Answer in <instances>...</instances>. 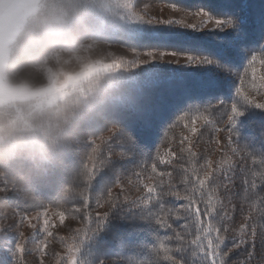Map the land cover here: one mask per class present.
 <instances>
[{
	"label": "snow or ice",
	"instance_id": "1",
	"mask_svg": "<svg viewBox=\"0 0 264 264\" xmlns=\"http://www.w3.org/2000/svg\"><path fill=\"white\" fill-rule=\"evenodd\" d=\"M170 7L174 10H180L177 3L173 2ZM208 6L204 5L194 12L196 16H203L199 27L195 24L183 25L178 20H153L139 14L135 10L134 0L131 2L130 9L124 16V39L122 43L131 51L137 52L138 49L147 48V60L139 58L127 60L124 58L113 59L112 62L105 67L113 69L117 73H122L121 79L117 81L114 87L121 89V94L113 97L112 104L114 111L110 117L112 121L120 124L124 129L121 135L124 142L128 146L139 153H143V149L136 141V138L129 132L127 121L129 119H145L150 114V109L146 107L144 101L149 94L160 88H167L170 91L178 92L183 98L184 108L181 109L182 114L178 116V121L193 136L199 131L195 126L189 127V124L195 125L197 121L203 120L205 124H213L214 121L210 115V109L213 105L210 101L214 98L209 95H194L192 87L208 89L215 87L219 92L228 98L227 100L219 98L217 110L227 115L229 131L239 134L237 131L240 118L246 111L251 109L264 110V103L256 102L248 95V88L257 91L258 94L264 90V5L260 6V11L256 17L257 35L250 39L245 28L247 21L235 14L224 12L223 18L213 15L211 11L206 10ZM247 7V4H245ZM214 21V29L210 30L218 32L217 39L224 42L227 47L233 49L234 55L228 56L223 48L212 49L202 45L190 46L188 40H198L200 37H182L177 30L178 27H186L199 33L210 22ZM259 49L254 51V49ZM170 55L177 57L175 62L165 61L164 57ZM180 58H184L185 62L180 63ZM246 61V65L245 62ZM259 65V67H258ZM236 69L237 71H233ZM242 69V75L239 71ZM215 73L219 81L218 84H212L204 79L207 73ZM239 77V86L235 87L236 79ZM234 92V95H233ZM200 100L201 104L197 105L194 101ZM204 101H209L205 106ZM100 126V125H97ZM214 131H222L223 129L214 128ZM174 139V137H172ZM231 135L229 140H231ZM97 139H91L93 145L91 153L87 154V163L84 168L87 172V191L86 196L82 197L84 207L88 206L93 181L100 175L101 167H107L112 162L110 157L101 156V145L105 142L104 135H100ZM180 152L187 154V167L180 166L181 176L178 187L173 183V172H157L156 163H151V173L157 177H167V179H155L152 184H143L146 189V195L140 198L137 203L138 207L153 206L155 201L161 208V213L156 215V223L165 228L173 229L171 223L168 222L170 217L177 220H184L183 231L173 229V236L168 237L169 240L176 241L174 248L167 247L161 243L159 249H154L157 253L163 251L165 259L171 261V264H227V258L234 249H240L247 241L244 239L250 233L252 249L256 246L257 225L261 231L259 240L262 248H264V208H257L258 215L253 214L250 208L245 216L246 223L241 225L234 232H238L239 239L236 235L229 236L230 221L232 216L225 208L224 199L221 191L228 188L232 183L235 175V165L231 156L217 162L213 167L211 159H207L203 164H197V153L193 150V143L189 136H182L180 144ZM232 151L238 154V150L233 148ZM123 155V154H122ZM150 157V153L148 154ZM252 166L254 168L244 169V199L245 201H259L264 205V154L255 155L249 153ZM156 157L165 163H171L170 158H176L177 153L166 150L163 155L157 151ZM184 159V156L180 157ZM250 173V175H249ZM223 175V179L221 176ZM153 179V176H149ZM5 192L15 189L11 185L0 183ZM260 192H257V189ZM167 197H173L177 201H184L177 208H164L163 201ZM103 202L112 204L117 199L111 195V189H107L106 194H101L97 198V203L103 206ZM25 207L40 205L44 210L38 215L43 218L41 232L43 235L36 241L39 250L42 252L46 247L47 237L52 236L49 228L50 224L47 207L40 204H33L24 200ZM59 206H63L58 202ZM114 206V204H113ZM61 222L66 219L65 211L56 213ZM107 218V214L104 215ZM22 219H29L24 216ZM91 223V220H89ZM31 227L36 228L35 224ZM99 227L95 231H98ZM23 236V233H20ZM75 239V237L73 238ZM233 241L232 247H228L226 240ZM70 264H77V256L80 246L76 244H68ZM0 249L5 250L3 256L4 264H7L6 254L10 253L15 261L19 255L25 251L24 244L21 242L12 243L9 234L3 228H0ZM175 252L179 257L171 255ZM187 255V259L185 256ZM253 252L249 251L248 258L252 259Z\"/></svg>",
	"mask_w": 264,
	"mask_h": 264
},
{
	"label": "clouds",
	"instance_id": "2",
	"mask_svg": "<svg viewBox=\"0 0 264 264\" xmlns=\"http://www.w3.org/2000/svg\"><path fill=\"white\" fill-rule=\"evenodd\" d=\"M131 2L0 0V183L22 199L43 203L41 187L58 175L57 202L86 196L85 136L97 125L108 126L105 143L124 133L110 119L121 90L101 33Z\"/></svg>",
	"mask_w": 264,
	"mask_h": 264
},
{
	"label": "trees",
	"instance_id": "3",
	"mask_svg": "<svg viewBox=\"0 0 264 264\" xmlns=\"http://www.w3.org/2000/svg\"><path fill=\"white\" fill-rule=\"evenodd\" d=\"M173 2L186 11L195 12L199 7L207 5L206 10L211 11L215 16L223 18L224 12L227 11L229 14L242 17L247 21L245 28L250 39L257 35L255 21L260 6L264 5V0H134V6L136 11L143 14V7L147 3L170 6ZM245 4H247V7H245ZM117 27L115 34L107 30L101 35L105 40L125 46L122 43L124 24L120 23ZM177 30L182 34V37L197 36L201 38L188 40L187 44L190 46L202 45L212 49L223 48L226 55L230 57L234 55L233 49L227 47L224 42L219 41L216 38L218 32L210 31L212 29L196 33L192 29L180 26ZM138 50L147 51L148 49L145 47ZM258 50V48L254 49V51ZM244 63L246 65V61ZM233 71L237 70L233 69ZM239 71L242 75V69ZM122 75V73H119L117 76L110 78L111 88L118 89L114 85L121 79ZM204 79L214 85L219 83L215 73H207ZM235 79V87H238L239 77H235ZM247 91L248 95L256 102L264 103V90L260 94L251 88H248ZM192 92L194 95L214 97L210 101L213 105L210 109V115L214 123L208 125L203 120H199L195 125L189 124V127L195 126L199 130L193 136L178 121V116L182 114L181 109L184 108L181 94L167 88L152 91L144 101L146 107L150 109V114L145 119L132 118L127 121V130L136 138L143 149V153L132 150L120 134L113 136L106 143L104 142L101 145V156L110 157L112 163L107 167H101L100 175L93 181L90 199L86 208L83 206L82 197H76L62 207L58 205V189L64 180L62 175H58L49 184L41 187V199L43 205L48 206L47 209L52 208L74 213L81 219L82 235L86 237V242L80 245L81 249L77 256V264H102V261H110L111 264H171V261L165 259L163 251L157 253L154 249H159L161 243L169 248H174L176 241L169 240L168 237L174 235L173 229L182 232L185 221L170 217L168 222L172 224L173 229L157 224L156 215L161 213V208L155 201H153V206L147 208L138 207V202H122L118 186L123 180L136 181L139 177L149 178L150 175L153 176V179H149L151 184L154 183L155 179L166 180L167 177H157L151 173L150 165L156 163L158 173L173 172V183L182 188L183 186L179 184L180 166L187 167V154L180 152L181 147L187 146V142L184 145L180 144V140L184 135L189 136L192 140L193 150L197 153V164H203L205 160L211 159L213 167H215L217 162L222 160L220 142L222 133H224L230 144L238 150V154L235 153L233 181L227 189L221 191V196L225 199L232 192L237 206L236 214L243 224L246 223L245 216L250 208L253 210L254 215H258L257 208H264V205L260 204L258 200L255 202L245 201L243 198L244 172L240 171L241 168L247 170L256 167L252 166L249 153L258 156L264 154V110L253 108L246 111L245 115L240 118L237 128L239 134L237 135L235 132L230 133L229 131L227 115L230 113L217 110L218 99H215V97L228 99L223 92H219L215 87L208 89L192 87ZM194 103L199 105L201 101L196 100ZM203 103L206 106L209 101ZM107 128L106 125L97 126L90 136H85L83 147L86 154L91 153L93 147L90 143L91 139L95 138L99 142L98 137L100 135H110ZM214 128L223 130L214 131ZM230 135L231 140H229ZM169 149L176 152L177 157L170 158L171 163L161 162L156 157L157 151L163 155ZM149 153L151 154L150 157ZM181 156H184V159H181ZM84 163H87L86 159ZM221 179H223V175ZM107 189H111V195L117 199L112 204L103 202L102 199L103 206H100L97 203V198L101 194H106ZM256 191L260 192V189L258 188ZM261 195H264V192H261ZM5 201L22 214L44 210L43 206L40 205L25 207L23 199L12 191L5 198ZM183 203L185 202L167 197L163 201V206L164 208H177ZM105 214H107V218H104ZM261 219H264V217H261ZM89 220H91V223H89ZM97 227H99V230L95 231ZM260 231L261 229L257 225L255 248L252 249L249 233L248 236L244 237L247 243L242 245L240 249H234L230 252L227 264H264V248H262L259 240ZM228 235H233L231 229ZM236 238L239 239V237ZM232 243L231 239L226 240L228 247H232ZM249 251L253 252L252 259L248 258ZM170 254L179 257L178 253L172 252ZM2 255H5V252L0 249V264H4ZM6 259L7 264H18L7 254ZM185 259H187V255Z\"/></svg>",
	"mask_w": 264,
	"mask_h": 264
},
{
	"label": "rangeland",
	"instance_id": "4",
	"mask_svg": "<svg viewBox=\"0 0 264 264\" xmlns=\"http://www.w3.org/2000/svg\"><path fill=\"white\" fill-rule=\"evenodd\" d=\"M143 15L145 19L152 18L153 20H178L182 21L183 25L195 24L199 27L202 20L206 19L203 16H196L194 12L186 11L180 8V10H174L169 5L147 3L143 7ZM124 24V17L119 20L110 21L105 28V31L109 30L112 34L116 33L118 24ZM186 28V27H184ZM190 29V28H187ZM214 29V21L210 22L203 28V30ZM102 32V33H103ZM107 41V44L103 50V54L108 58L111 63L113 59L124 58L132 60L139 58L140 60H147L149 57L145 54L146 51L137 52L131 51L129 48L122 46L113 41ZM177 57L166 55L165 61L175 62ZM184 58H180V63H184ZM233 145L230 144L228 138L224 133L221 136L220 149L222 160L228 156L232 157L234 162L235 153L232 151ZM143 184H151L148 177H139L137 180H123L118 186V190L121 194L122 202H139L140 198L145 196L146 189L143 188ZM2 187V185H0ZM8 192H0V228H3L9 234V239L12 243L21 242L24 244L25 251L22 255L16 258L18 264H70L68 244H76L80 246L86 242V237L82 235V222L79 217L74 213L65 212L66 219L61 222L59 216L56 214L59 210L49 208L48 217L50 218V224L53 225L49 228L52 232V236L47 237V247L41 252L36 241L43 235L41 232L43 225V218L38 215L40 211H34L27 214L19 213L14 207L5 201V198L9 195ZM127 198V200H126ZM225 208L232 216V220L229 222L233 235L239 237L238 232H234V229H238L243 222L237 216V206L234 200L232 192L224 199ZM24 216L29 219H22ZM32 224L36 225V228L31 227ZM23 233V236H20ZM75 237V239H73ZM81 249V246H80ZM5 252V250H3ZM7 255L13 259L10 253Z\"/></svg>",
	"mask_w": 264,
	"mask_h": 264
}]
</instances>
